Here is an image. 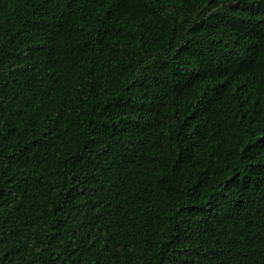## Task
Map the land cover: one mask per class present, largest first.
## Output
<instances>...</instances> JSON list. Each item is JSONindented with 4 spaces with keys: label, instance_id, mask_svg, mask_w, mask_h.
<instances>
[{
    "label": "trees",
    "instance_id": "obj_1",
    "mask_svg": "<svg viewBox=\"0 0 264 264\" xmlns=\"http://www.w3.org/2000/svg\"><path fill=\"white\" fill-rule=\"evenodd\" d=\"M0 264H264V0H0Z\"/></svg>",
    "mask_w": 264,
    "mask_h": 264
}]
</instances>
